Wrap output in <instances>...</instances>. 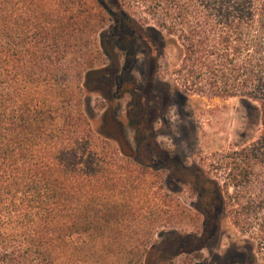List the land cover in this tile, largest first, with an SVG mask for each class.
<instances>
[{
	"label": "trees",
	"instance_id": "obj_1",
	"mask_svg": "<svg viewBox=\"0 0 264 264\" xmlns=\"http://www.w3.org/2000/svg\"><path fill=\"white\" fill-rule=\"evenodd\" d=\"M139 1L160 45L162 33L174 39L187 92L259 108L262 138L230 152L229 183L205 181L200 197L207 210L228 207L232 225L255 242L248 255L233 251L238 263L264 264V0ZM91 3L0 0V264H147L160 234L161 218L135 206L153 167L94 130L87 96L106 81L87 59L102 11L125 53L136 42L125 30L134 21ZM180 240L187 253L203 242Z\"/></svg>",
	"mask_w": 264,
	"mask_h": 264
},
{
	"label": "rangeland",
	"instance_id": "obj_2",
	"mask_svg": "<svg viewBox=\"0 0 264 264\" xmlns=\"http://www.w3.org/2000/svg\"><path fill=\"white\" fill-rule=\"evenodd\" d=\"M101 2L117 17L126 15L134 21L126 24L125 30L132 29L136 37V62L132 65L135 83L116 93L113 80L125 58L109 34L113 18L96 4L103 15L102 30L89 33L87 59L92 69L104 70L106 81L97 93L87 96L95 114L94 130L105 139L117 140V144L109 142L111 146L153 167L139 187L140 202L135 205L142 215L149 212L161 218L156 229L160 234L153 236L147 264H221L222 260L223 264H239L233 251L248 255L255 242L232 225L228 207L219 211L217 205L209 204L205 209L197 190L205 181L220 187L228 184V154L262 138L258 106L243 98L187 92L180 85L182 76L177 70L181 56L174 39L162 33L166 45H160L152 32L157 31V24L146 17L141 2ZM114 94L118 95L115 99ZM149 153L154 155L153 164ZM174 162L185 169L177 170ZM206 191L212 194L211 187ZM223 196L226 198V193ZM188 235L203 239L204 247L187 253L190 247L180 244V239Z\"/></svg>",
	"mask_w": 264,
	"mask_h": 264
},
{
	"label": "flooded vegetation",
	"instance_id": "obj_3",
	"mask_svg": "<svg viewBox=\"0 0 264 264\" xmlns=\"http://www.w3.org/2000/svg\"><path fill=\"white\" fill-rule=\"evenodd\" d=\"M118 45H120L119 41L117 42V44H115L114 47L117 49ZM123 45L124 44H122V46ZM130 47H131L130 51H128L126 53L124 51H120L121 53L123 52L124 58H125L124 64L121 65L120 70H118V71L116 70V73H118L121 76L119 81H117V90H120V91H122L126 87V85L135 83V79L132 76V65L135 64V62H136L135 61L136 51L134 50V48H135L134 44L133 45L131 44ZM154 154L158 155L157 151L154 150ZM153 157H154V155L152 153H149L150 164H153ZM174 164H175L177 170H184L185 169V167L180 162H174ZM181 181H183V180H181ZM185 182L187 183V185H192L188 181H185ZM202 186L199 188V190H197V193H198L199 196H200V194L202 193V191L204 189ZM203 247H204L203 242L198 243L196 245V247L193 248V252L192 253H195V252L201 250Z\"/></svg>",
	"mask_w": 264,
	"mask_h": 264
}]
</instances>
